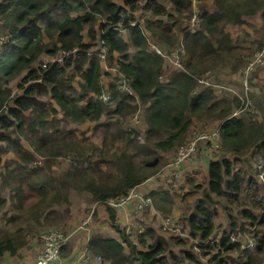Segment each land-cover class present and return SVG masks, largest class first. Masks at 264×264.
<instances>
[{"label":"trees","instance_id":"1","mask_svg":"<svg viewBox=\"0 0 264 264\" xmlns=\"http://www.w3.org/2000/svg\"><path fill=\"white\" fill-rule=\"evenodd\" d=\"M213 1L216 10L207 12L203 6L201 25L195 31L185 30L183 22V17L194 11L193 0H123V6L114 0L0 2V36L4 34L10 39L0 45V165L4 154L16 155L17 160L5 163L2 174V186L5 184L14 192L16 210L45 207L56 213L55 218H50L46 212V222L60 223L64 221L63 212L55 211L54 206L70 205L73 189L90 193L98 203L126 195L162 172L168 163L164 153L175 151L186 141L195 119L218 121L222 149L225 154L232 153L233 160L224 154L211 163L209 190L197 202L194 212L183 214L180 221H186L204 254L209 248L222 262L227 259L241 264L245 259L244 264H264V238H259L255 251L239 253L228 240L222 246L218 240L212 241L218 227L217 199H223L229 212L234 211L240 219L236 222L231 217L228 231L244 230L249 222L264 226V183L259 182L253 166L244 162L245 155L254 147L264 156V93L252 95L258 112L245 111L233 116L242 105L239 97L226 94L219 98L212 89L196 90V76L218 61L234 57L241 47L227 27L243 25L247 18L257 16L264 10V0ZM141 9L145 16L143 24L133 16ZM120 24L128 38L115 29ZM87 27L89 42L83 40ZM149 35L167 49L183 47L181 69L173 70L165 79H161L165 59L149 49ZM100 42L108 48L109 66L118 65L134 91V95L124 94L111 87L114 109L99 97L105 88L98 52ZM263 44L262 40H255L250 54L242 55L239 51V60L247 62ZM131 47L136 52L132 53ZM62 52H70L63 64L37 68L43 55ZM237 69L238 66L233 67L234 71ZM76 76L82 79L79 88L72 82ZM15 81L18 93L13 90ZM55 104L63 111L67 124L96 122L93 134L102 139V145L61 127L55 118L59 112ZM141 105L147 124L144 141L139 140L137 128L125 127L122 120ZM109 111L110 119L101 122ZM259 114L263 121L258 120ZM37 156L45 158V164L30 170L29 164ZM59 156H70L72 161L70 169L57 177L52 166ZM91 156L95 161L86 162ZM234 162L243 163L242 167L235 170ZM200 188L201 185L195 187ZM27 192H35V196ZM149 195L152 205L170 216L176 204L171 191L160 189ZM31 197H38L39 201L25 206ZM6 204L7 199L0 193V211ZM108 210L110 224L121 233V239L94 234L89 248L112 264H135L136 260L140 264H202L193 251H168L151 226L137 240H130L116 223V209ZM15 219L10 217L6 222ZM224 233L229 234L225 230ZM148 237L153 242L146 250H140L135 242L147 245ZM26 242V238L19 240L5 231L0 235V257L7 251L15 254ZM194 243L177 239V244L190 249ZM229 253H233L232 257Z\"/></svg>","mask_w":264,"mask_h":264},{"label":"built area","instance_id":"2","mask_svg":"<svg viewBox=\"0 0 264 264\" xmlns=\"http://www.w3.org/2000/svg\"><path fill=\"white\" fill-rule=\"evenodd\" d=\"M197 3H200V0H196ZM197 4L194 2V11L191 15L183 17V22L185 25V30L195 31L200 28L202 16L199 10H195ZM134 16V14H133ZM134 23V22H132ZM116 30L121 33L126 32V29L123 25H119L115 27ZM10 42L8 36H0V45L7 44ZM149 49L151 51L157 52L161 56L164 57L165 60H168L170 63L175 66L181 67V54L184 52L182 46L173 47L170 49L165 48V46L155 42L153 39H149ZM99 47V56L101 58L102 63L106 62L108 59V48L102 42H100ZM70 56V52H62L57 54L55 57H52L50 61H41L40 66H37L46 69L48 65L59 63L63 64L64 60ZM37 62V64H38ZM243 75L241 77V88H233L225 83L219 82L216 75H214V71L209 69L201 75L196 76L198 86L197 91L203 88L212 89L214 95L221 98L226 94H230L232 96H237L242 100V105L240 108L234 110L233 116H240L243 112H258L256 104L252 98L253 94L261 93L264 91V88L259 84L260 81L253 79V75L256 72L264 69V44L260 47H257L252 55L248 58L247 62H245L243 66ZM110 73L111 76V86L104 85L105 88L101 95L99 96L108 107L114 103V98L112 94L111 87H115L117 90L123 92L124 94L134 95V91L132 87L128 83L127 77L123 74V72L119 69L118 65L108 68L105 70ZM164 77V72L161 75V79ZM103 83V82H102ZM104 84V83H103ZM139 102V101H138ZM110 108V107H109ZM111 109V108H110ZM137 112V111H136ZM133 113V114H136ZM137 119V116L135 115ZM189 134V133H188ZM200 141H207L211 143L212 147L220 153L223 152L221 139H220V128L211 129V130H203V131H194L186 141L180 145L176 149V154L168 167L171 168L170 180L176 184H181L185 182V172L183 169V165L185 162L191 158L198 150ZM257 150L256 154H254L250 158L244 157V161L249 162L250 165L256 171L257 178L259 182L264 183V156L261 155L259 150ZM223 156L220 158L222 159ZM45 159V158H44ZM43 157H37L33 162L29 164L31 169H35L40 167L43 164ZM249 164V163H248ZM242 167L240 164L235 170H239ZM163 171V170H162ZM155 176L149 177L145 182H151ZM144 182V183H145ZM143 185V183L141 184ZM133 204V211L136 214L144 215L149 211L152 207V198L147 192H141L137 190H130L128 194L121 195L118 197H111L107 199L106 203H104L107 207H112L114 209H121L126 204ZM264 206V201H263ZM264 211V210H263ZM90 221L85 220L83 226H85ZM159 226H156L159 231H163L166 233H171L177 239H183L189 242L195 241L198 242L197 239L192 238L190 232L172 216H166L164 214H159L158 219ZM118 225L125 230V234L130 240H137V237L143 233L147 226L145 225H135L133 223H118ZM244 230H240L237 228L236 231H227L229 234H222V239L217 238L216 235L213 236V242H219V246L223 245V241L228 240L230 246L237 250V252L243 251H255L258 246L259 238L261 237L258 227H263L259 224V222L252 225V223H248L245 225ZM190 234H188L187 233ZM71 234L67 233L63 228H50L43 231L40 234V239L43 244L42 251L37 256L35 264H105L107 263L106 259L101 255L94 253L90 250L89 245L85 247L81 253L77 255V257L73 260L63 258V250L69 244L71 239ZM194 243V245H196ZM200 244V243H199ZM197 245L195 246V248ZM200 250V248H196ZM225 254V253H224ZM233 254V253H232ZM231 253L227 254L228 256L232 255ZM202 264H235L226 259V261L222 262L214 257V253L211 252L209 248L205 250V254L200 258Z\"/></svg>","mask_w":264,"mask_h":264},{"label":"rangeland","instance_id":"3","mask_svg":"<svg viewBox=\"0 0 264 264\" xmlns=\"http://www.w3.org/2000/svg\"><path fill=\"white\" fill-rule=\"evenodd\" d=\"M195 4H197V7L195 8V10H199L198 8V4L196 0H194ZM208 8V6H207ZM257 16H253L252 18H247L246 26L244 27H240V28H231V30L234 32L235 34V39H237V42L241 45V47H247V48H243L242 50V55L246 54V53H251L255 47V45L250 44L251 41L255 38H263L264 37V28H262L261 25H254L253 23H250L251 20L255 19ZM145 19V16H144ZM243 24V25H244ZM1 25V23H0ZM182 34V33H181ZM151 38V37H150ZM153 40L157 43H159L154 37ZM160 44V43H159ZM249 46V47H248ZM178 47V46H177ZM240 48V47H239ZM238 48V49H239ZM242 48H240L238 50V52L235 53L234 57L232 58H226L225 60L222 61H218L213 67L209 68L211 70H213L214 75H216L217 79L219 80V82L221 83H225L226 85H229L232 87L231 84H235L237 85L239 88L242 87L241 85V77L243 75V66L245 64V61H243L242 59L239 60L240 58V50ZM56 55H44L43 57H41V61H50L52 57H55ZM40 62H38L37 66H40ZM104 70H107L108 68H110L109 64H108V59L106 62L102 63ZM172 64V63H171ZM234 66H238V69L236 71L233 70ZM208 69V70H209ZM173 70V67H170V63L168 62V60L165 63V67H164V77L163 79L166 78V76L169 75V73ZM206 72V71H205ZM260 72V71H259ZM259 72L254 73L253 75V79H256L258 81H260V76H259ZM203 74V73H202ZM260 78V79H259ZM103 80H106V83H104V85H111V76L108 73H104ZM73 84L79 88L80 83L82 82V79L79 76H76V78L72 81ZM259 84L264 88V85L262 83V80L259 82ZM234 88V87H233ZM13 90L14 93H18L20 90L17 88V81L13 82ZM257 94H259L257 92ZM230 95V94H229ZM232 96V95H231ZM256 97V96H255ZM254 99V97H253ZM48 102L50 101L48 98L46 99ZM55 106L60 110L58 112V114L56 115V119H58L59 124L61 127H64L65 129H71V130H75L76 134L80 135V136H88L91 137L92 140H94L96 143H98L99 145H102V139L100 137H97L93 134V128L96 124L95 123H82V124H67L64 121V116H63V111L55 104ZM110 108H116V103L114 101V103L109 106ZM110 114V115H109ZM135 115L137 116V119L135 118ZM144 108L142 107V105L140 106V108L137 110L136 114H131L129 117L126 118H122L123 125L127 128H137L138 132H139V140L144 141L145 139V135H146V130H147V124L144 123L145 119H144ZM111 111L108 112L107 115H105L102 119L101 122H106L107 120L110 119L111 117ZM257 117L258 120L263 121V115L259 114ZM215 122L213 121H207V120H198L195 119L194 123L192 125V128L194 129H198L200 131L203 130H211L212 126H214ZM53 130V128L51 129ZM196 130V131H198ZM190 132V131H189ZM24 145L26 147L30 148V145L28 142L24 141ZM177 149V148H176ZM251 152H254V154H256L257 150L254 148H251V150L245 155V157L250 158L251 156L254 154H251ZM162 153V152H161ZM167 159V165L170 164V162L172 161V159L174 158L175 154H176V150L173 152H166L164 153ZM220 155L223 154V152L221 151L219 153ZM230 156V155H229ZM40 157V156H37ZM233 156L230 157V159ZM44 159V158H43ZM68 160V158H66ZM65 159L64 156H59L57 159L54 160L53 166H52V170H53V174L57 177H59L63 172L69 170L70 166H71V162L70 160L67 162V160ZM245 159V158H244ZM93 162L95 161V157L91 156L90 159L86 160V162ZM233 160V158H232ZM72 161V160H71ZM246 163L250 164V161H244ZM45 164V159L43 160V164L41 166H43ZM242 165L243 163L241 162H234V168H237V166ZM166 165V166H167ZM104 167V166H103ZM193 178H191V182L188 183V185L186 186V191H185V183L182 182L181 184L178 185L179 186H184L183 189H181L180 192H178V194H173L175 201H176V210L179 211V218L181 220V216L183 214L189 215L192 214L196 208V204L197 202L204 196V193L206 191V189L204 188L203 190L200 189H195L196 185V181L193 180ZM204 183V181H202ZM259 183V182H258ZM260 184V183H259ZM261 185V184H260ZM7 185H3L2 187H6ZM25 188H27V185H24ZM262 188V185H261ZM188 190H193V193L188 194ZM4 193L7 195V204L6 206L0 211V235H2L5 231H8L9 233H12L16 236L19 237V240L21 239H29L33 236V234L38 231L39 233L42 231H45L47 229L50 228H63V225L69 224L71 226H78L79 223L82 221V219L86 218L85 220H88L90 218V213L91 210L95 207L96 201L92 200V195L88 192H84V191H78V190H71L70 192V205H59L56 204L54 206V210L57 212H63V216H64V221L60 222V223H55L56 221H50L49 223L46 222V219L44 217V214L47 212H49V216L50 218H55L56 213L55 212H50V209L47 210L45 207H39L36 206L33 209L29 210V208H24L23 210H16L14 208V205L16 203V199H12V196L14 195L13 190L12 191H4ZM29 194V196H35V192L31 193V192H27ZM251 194L253 195L254 192L252 191ZM254 198V196H252ZM39 201L38 197H31L29 200L26 201V205L25 206H30L32 204H37V202ZM104 204V203H101ZM105 205V204H104ZM217 206L219 208V215L217 217V228L215 230V234L217 237H215V239L220 238L222 239V234H224V230L227 229V227H223L225 224V222L222 220V216L227 215V217L229 218V221L231 222L230 218L233 217L235 218L234 220L236 222H239L240 219L238 217V214L234 213V211L229 212V210L226 208V202L223 199H217ZM47 215V214H46ZM10 217H16V219L12 222L7 223V219ZM180 220H178L180 222ZM221 222V224H220ZM155 223L157 224V226H159V223L157 221V219H155ZM182 225L189 231L188 226L186 221L182 220ZM20 228H22L23 231H18L20 230ZM258 230L261 231L260 235L261 238H264V226L263 227H258ZM187 231V233H188ZM41 232V233H42ZM190 232V231H189ZM165 233V234H164ZM189 234V233H188ZM190 235V234H189ZM158 236V240H160L161 242H164L168 248V251H175L178 254L181 251H193L196 256L198 254L199 258H201L202 255H204V253L202 252V249L200 248L199 242H196L195 244L197 245L198 248H200V250H197L195 248L196 245L193 246V249H190L184 245H179L177 244V238L173 237V234H169L163 231H160V236ZM187 245H191L188 244ZM223 250V249H222ZM223 252H225L223 250ZM197 256V257H198ZM232 257V255H231ZM201 261V260H200ZM245 259L242 261L241 264H244ZM202 263V262H201Z\"/></svg>","mask_w":264,"mask_h":264},{"label":"crops","instance_id":"4","mask_svg":"<svg viewBox=\"0 0 264 264\" xmlns=\"http://www.w3.org/2000/svg\"><path fill=\"white\" fill-rule=\"evenodd\" d=\"M1 1L2 0H0V2ZM114 2H116L118 5H121V6L124 5L123 0H114ZM193 2H194V0H193ZM203 6L205 7L207 12H213L214 10H216V4L213 0L201 1L200 4H198V8L200 9L201 13L205 12V10H203V8H202ZM207 6H208V8H207ZM134 17H135L137 22H140L143 24L144 11L141 9V10L135 12ZM101 21H102V19H99V22H101ZM250 23H253L256 26L261 25L262 28H264V10L261 11L255 19L251 20ZM246 25L247 24L229 25L227 27V30L232 34V36L234 38L235 34L231 30V28H240V27H244ZM123 35L125 36V38H128L127 31L124 32ZM83 36H84L83 40L85 42L90 41V36L88 34V27L83 31ZM150 37H151V39H153V37L149 35V39H150ZM255 40H262L264 42V37L253 39L250 44L253 45ZM240 48H242L241 49V53H242L243 48H247V47H240ZM130 50L132 53L136 52V50L133 47H131ZM246 54L248 55L249 53H246ZM166 61L167 60H165V63H166ZM171 66L173 67V70H177L180 68V67L175 66L174 64L170 63V67ZM259 76L261 78V79L259 78L260 81L262 80V83L264 85V69H262L259 72ZM102 82L106 83V80L102 79ZM231 85L234 88H239L235 84H231ZM263 93H264V91H262L259 94H255V95H256V97H258ZM213 122H215V124H214V126H212L211 129L220 128V125H221L220 122H218V121H213ZM144 123H146V122H144ZM196 130H198V129L191 128L187 138H189L190 135ZM23 143H24V141H23ZM224 154H225L224 151H223V154H221V155L217 151H215V149L212 147L211 143H209L207 141H200L197 152L191 158H189L185 162V164L183 165V169L185 172V182H184L185 183V191L187 190L186 186L188 185V183L191 182V178H193V180H195L197 182L196 185H201L200 190H203L204 188L206 189V191H205V193H206L209 190L210 165L213 161L220 159ZM225 156L227 158L228 157L230 158L233 155H232V153H226ZM2 158H3V163L0 165V193L2 194V196L4 198L7 199V195L4 193V191L5 190L6 191H12V190L8 186H6L4 188L2 187V174L5 172L4 165L6 162H11L13 160H17V157L14 153L8 152V153L4 154ZM68 161L69 160H67V162ZM170 173H171V168L168 167V165H167L163 168V171L160 174H158L156 177H154L152 179L151 182H145V183H143V185H139V186L135 187L134 190L141 191V192H147L148 194H150L153 191L160 190V189L163 190V189L168 188L172 194H174V195L178 194V192H180L184 186L181 185L178 187L179 184L172 182L170 180ZM202 181H204V183ZM189 192H191V190H188L187 193L190 194ZM8 204H9V202H8ZM159 214L162 215L163 213L158 211L153 205L149 209V211L147 213H145L144 215L136 214L133 211V204L128 203L123 208L116 210V223H123L124 222V223H133L135 225H142L143 224L147 227L151 226V227L155 228V234L160 236V231L156 227L157 224L155 223V219H157V221L159 219ZM179 215H180L179 211L176 210V206H175L173 208V211L170 214V216L174 217L177 220H180V218L178 217ZM85 219L83 218L82 221L79 223V225L76 227L67 224V222H66V224L63 225V229L67 233H70L72 235L69 244L63 250V254H62L63 258L71 259V260L75 259L77 257V255L79 253H81V251L89 245L90 239L94 234H101L103 236H111V237H114L117 239H121V233L119 231H117L115 228H113L110 224V213H109L108 207L106 205L101 204V203H96L95 207L91 210L90 221L85 226H83ZM222 220L226 224L223 227L224 228L227 227V229L225 231L230 230V228H229L230 227V221H229V218L227 217V215L222 216ZM220 224H221V222H220ZM41 232L39 233L38 231H36L33 234V236L31 238H29L27 240V242L17 250V252L15 254H13L9 251L5 252L4 255L2 257H0V264H35L37 256L39 255V253L42 251V248H43V244H42V241L40 239ZM152 242H153L152 238L148 237L147 238V245H142L137 241L135 243L138 244L140 250H146L147 246L149 244H151ZM126 251L129 252L128 249H126ZM105 264H112V263L107 261V263H105ZM135 264H140V263L138 260H136Z\"/></svg>","mask_w":264,"mask_h":264},{"label":"clouds","instance_id":"5","mask_svg":"<svg viewBox=\"0 0 264 264\" xmlns=\"http://www.w3.org/2000/svg\"><path fill=\"white\" fill-rule=\"evenodd\" d=\"M45 55H49V54H45ZM43 56H44V55H43ZM43 56H42V57H43ZM104 73H108V74L110 75V73H109V72H106L105 70H104ZM103 75H104V74H103ZM103 75H102V77H103ZM68 124L70 125V124H77V123H68ZM23 141H25V140H23ZM64 157H65V159L68 158V160H70V161L72 160V157H70V156H64ZM34 160H35V159H34ZM34 160H33V161H34ZM33 161H32V162H33ZM35 169H36V168H35ZM30 170H34V169H31V168H30Z\"/></svg>","mask_w":264,"mask_h":264}]
</instances>
